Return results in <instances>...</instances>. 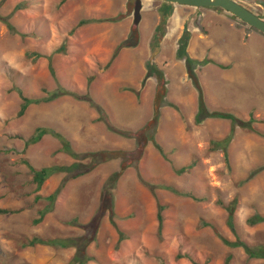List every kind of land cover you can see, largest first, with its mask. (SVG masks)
Wrapping results in <instances>:
<instances>
[{
  "label": "rangeland",
  "instance_id": "rangeland-1",
  "mask_svg": "<svg viewBox=\"0 0 264 264\" xmlns=\"http://www.w3.org/2000/svg\"><path fill=\"white\" fill-rule=\"evenodd\" d=\"M68 1L5 0L0 7L15 27L11 32L0 21V209L5 210L0 213V264H68L76 254L84 257V264H264V258H250L242 246L223 240H236L225 206L237 199L234 220L239 238L251 246L264 245V222H247L255 213L264 214V170L243 182L264 165V52L261 62L245 70L243 87L230 83L228 66L206 68L208 59L188 55L195 83L186 58L178 55L181 40L186 51L189 32L168 37L171 13L160 11L161 26L152 38L146 68L161 71L163 82L155 72L138 86L122 82L125 85L118 87L120 77L142 67L136 60L128 64V59L148 57L142 46L136 48L134 11H85L100 0ZM255 3L241 4L264 15V0ZM17 4L22 8L13 12ZM133 4L130 1L131 8ZM86 19L93 21L81 23ZM139 82H146V94ZM196 84L209 112L255 118V130L236 126L227 153L213 140L228 136L231 120H197ZM60 88L91 93L117 131L98 120L102 113L88 101L69 94L33 103L21 114V93L43 97L46 90ZM121 102L145 105L146 121L135 116V128L120 125L130 118L128 113L110 108ZM39 126L64 134L80 153L118 154V167L95 168L71 179L55 201L47 200L65 173L48 178L37 189L29 164L40 169L77 159L61 150V141L52 133L31 141ZM103 129L110 132L108 142L119 137L133 141V147L97 144ZM116 172L120 175L111 178ZM159 205L164 206L161 229ZM47 207L51 210L36 221ZM34 237L78 238L79 243L67 248L32 245Z\"/></svg>",
  "mask_w": 264,
  "mask_h": 264
},
{
  "label": "crops",
  "instance_id": "crops-1",
  "mask_svg": "<svg viewBox=\"0 0 264 264\" xmlns=\"http://www.w3.org/2000/svg\"><path fill=\"white\" fill-rule=\"evenodd\" d=\"M130 1L134 0H100L97 6L87 7L85 11H134V4L133 8H131ZM236 1L248 4L250 7L255 6L256 4V0ZM68 3H71V0H69ZM169 5V11L172 12L168 18V22L171 23V26L168 25V32L166 33L168 37L171 38L174 36L175 38H179L181 33L188 30L190 38L186 47L187 54L191 58L199 61L208 59V62L203 66L206 68L212 69L215 64L228 66L230 83H237L243 87L246 78L244 73L251 68H249V66L261 62L263 59L264 33L258 31V29L248 25L222 8L171 4L166 3L163 0H142V18L136 27L139 32V43L136 44V48L142 46L144 54H147L148 57L145 56L142 60L141 55V57H136L130 60L128 59V64H130L129 62L131 60L132 62L136 60V63L140 62L142 67L136 73L134 71L135 69H133L129 70V73L124 74L125 77H120L117 81L118 87H120V85H125L126 83H128L127 85L129 86L132 85V87L138 86V81H142L146 77V73L148 72L146 64L148 63V60H150L149 56L152 53V38L161 19L160 11H167V6ZM129 20L131 21L132 19ZM125 33L128 34V32ZM223 75L225 76V74ZM183 79H185V75L183 76ZM200 80H202V77H200ZM122 82H125V84ZM202 83H204L203 80ZM139 84V90H143V93L146 94V82L144 85L140 82ZM118 92L119 91H117V93ZM261 95V93L258 94V96ZM138 106L139 105H136L135 103L121 102L120 104L118 103L116 107L111 106L110 110L118 112L126 111L128 113L127 118H130L126 120L125 123L121 120L119 122L121 123L120 125L123 124V126L127 125L129 128H135L134 124L136 123V117H139V120L144 119L146 121L145 114H142L146 111L145 105L141 107ZM105 130L103 129V136L99 138L100 140L97 141V144H108L111 142V145L117 148L124 149L133 147V141L129 144L128 141L119 137L114 138V142L112 140L108 142L111 135L110 132ZM117 167L118 160L115 158L100 164L96 168L105 170L111 168L116 169Z\"/></svg>",
  "mask_w": 264,
  "mask_h": 264
},
{
  "label": "trees",
  "instance_id": "trees-1",
  "mask_svg": "<svg viewBox=\"0 0 264 264\" xmlns=\"http://www.w3.org/2000/svg\"><path fill=\"white\" fill-rule=\"evenodd\" d=\"M4 2H5V0H0V7ZM21 8H22V4H17L15 6L13 12H15V10H18ZM169 12L170 11H167V13H165V14H168ZM165 20H166V18L163 19L164 22H165ZM0 21L4 22L11 32H15V27H14L13 23L10 21V16H5V15H2L0 13ZM91 21H93V19H86V20H82L81 23H86V22H91ZM161 23H163V22H161ZM160 26L161 25H159L157 28L159 29ZM180 42H181V44H180L181 49H180L178 55L180 57L186 58L188 70L190 72V76L193 78L194 82L197 83V77L193 72V67L191 66L193 63V59L188 57L187 52L183 51V49H182L185 46V42H183V40H181ZM207 62H208V60H207ZM152 68L153 67H151V69ZM154 68H155V70L148 69V73H147L146 77H149L153 73L156 72L159 82H163V80H164L163 73L161 71H159L156 67H154ZM51 71H52V69H51ZM196 85L198 86L197 89H198V95H199V112L197 115V120L202 121L206 117H224V118H228L231 120V129H230V133L228 134V136H226L225 138H223L221 140H213V145L216 148H222L225 151V153H227L226 148L230 144L231 140L233 139V135L235 133L236 126L250 128L251 130H255L251 125L252 122L255 121V118L250 116L249 120H244V119L238 117L236 114L231 113V112H223V111L222 112H216V111L215 112H209L207 107L205 106V103H204V96H203L202 88L200 85H198V84H196ZM46 92H47V95H45L43 97H37V96L30 97L27 95H23L21 93V96L23 99V103L21 106V114H23V112H25V110L33 103L48 102V101H52V100H54L60 96L69 94V95H73L75 98H77L79 100L88 101L91 106L95 107L100 113H102V115H100L98 117V120L105 121L107 123V127L110 130L117 131L116 127L113 124H111L107 120V118H105V116H103V112H104L103 107L96 102V100L93 98L91 93L79 94L77 92H72V91L64 89V88H60V89H58L54 92H51V93L47 90H46ZM48 133H52L61 141V143H62L61 150L67 152L73 158L77 159V161H75L71 164H54V165L42 167L40 169H36L29 164V166L33 172V175H34V180L37 183V189H40L41 186L44 184V182L48 178H50L51 176L58 174V173H65V176L62 179V181L60 182L57 189L52 194H50L46 197V199L51 201V202L55 201L58 194L65 187L67 182L70 181L71 179H74V178L79 177L80 175L89 173L92 170H94L97 166H99L101 163H104V162L109 161L113 158L119 157L118 154H114L112 151L110 152L109 150H92V151L80 153L79 151H76L72 148L71 142L69 141V139H67L65 137L64 134L57 132V131H54V129L49 128V127H42V126L37 127L35 130V134L32 137L31 141L37 142L45 134H48ZM155 145L160 150V152H162V147L157 141L155 142ZM87 158L90 159L89 162H86V163L82 162V160L87 159ZM184 169H185V167L181 168L182 171ZM262 170H264V165L254 169V171H252L250 176L248 178H246L243 182H245L249 178L253 177L254 175L258 174ZM178 171H180V170H178ZM112 175L113 176L111 178L116 179L120 175V172L113 173ZM166 188L174 190L172 187L166 186ZM174 191L176 192V190H174ZM236 204H237V199H234L231 204L225 206L229 212L227 222H228V225L231 228L232 232L235 234L236 240L231 241L230 239H225V238H223V240L227 244H230L233 246H242L250 258H264V245L259 244L256 246H251L239 238V234L237 232V229L235 226V220H234V213H235ZM163 209H164V206L159 205L158 219L160 222V224H159L160 229L162 228L163 217H162L161 212ZM50 210H51V208L47 207L46 210L41 211L40 217L36 221H41L42 218L44 217L45 213L49 212ZM4 211H5L4 209H0V213H2ZM247 222L250 225L262 223V222H264V214L255 213L254 215L248 217ZM37 243L47 244V245H51V246H55V247L67 248L69 246H77L79 243V239L78 238H70V237L69 238H50V239L34 237L30 242V244H32V245H35ZM84 263H85L84 257L80 254H76L74 256L73 260L70 261L68 264H84Z\"/></svg>",
  "mask_w": 264,
  "mask_h": 264
},
{
  "label": "water",
  "instance_id": "water-1",
  "mask_svg": "<svg viewBox=\"0 0 264 264\" xmlns=\"http://www.w3.org/2000/svg\"><path fill=\"white\" fill-rule=\"evenodd\" d=\"M171 4L189 5L195 7L222 8L248 25L264 33V15L255 13L236 0H163ZM142 0L134 1L133 26L137 27L142 15ZM172 11L169 12V14ZM165 18V17H164Z\"/></svg>",
  "mask_w": 264,
  "mask_h": 264
},
{
  "label": "flooded vegetation",
  "instance_id": "flooded-vegetation-1",
  "mask_svg": "<svg viewBox=\"0 0 264 264\" xmlns=\"http://www.w3.org/2000/svg\"><path fill=\"white\" fill-rule=\"evenodd\" d=\"M135 1V0H134ZM164 2H166V1H164ZM166 3H168V2H166ZM168 5V4H167ZM168 8H167V11H169V9H170V5L169 6H167Z\"/></svg>",
  "mask_w": 264,
  "mask_h": 264
}]
</instances>
